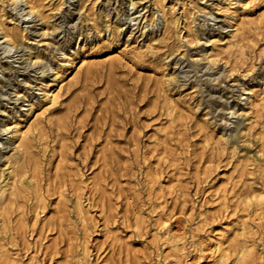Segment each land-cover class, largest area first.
Wrapping results in <instances>:
<instances>
[{
	"label": "rangeland",
	"instance_id": "374dc122",
	"mask_svg": "<svg viewBox=\"0 0 264 264\" xmlns=\"http://www.w3.org/2000/svg\"><path fill=\"white\" fill-rule=\"evenodd\" d=\"M0 264H264V0H0Z\"/></svg>",
	"mask_w": 264,
	"mask_h": 264
},
{
	"label": "bare ground",
	"instance_id": "6f19581e",
	"mask_svg": "<svg viewBox=\"0 0 264 264\" xmlns=\"http://www.w3.org/2000/svg\"><path fill=\"white\" fill-rule=\"evenodd\" d=\"M25 2H26V0H25ZM27 3H28V2H27ZM31 10H32V9H30V14L32 13ZM33 11H34V10H33ZM33 13H34V12H33ZM33 13H32V14H33ZM28 14H29V13H28ZM15 37H17V36L15 35ZM8 38H10V35H9ZM8 38H6V40H7ZM16 39H17V38H16ZM8 40H11V39H8ZM9 42H10V41H9ZM8 44H9V43H8ZM11 45H14V44H11ZM11 45H7V46L11 48V47H12ZM5 51H6V52H10L9 49H6ZM67 58H68V57H67ZM11 69H12V68H11ZM47 84H48V83H47ZM50 95H52V94H50ZM50 97H51V96H50ZM7 130H9V128H8ZM20 136H22V134H20ZM20 136H19V137H20ZM19 137H18V138H19ZM21 139H22V138H21ZM15 141H16V140H15ZM7 158H8V157H7ZM9 162H10V161H9ZM241 258H242V257H241Z\"/></svg>",
	"mask_w": 264,
	"mask_h": 264
}]
</instances>
